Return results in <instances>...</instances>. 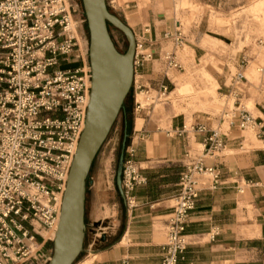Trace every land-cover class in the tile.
<instances>
[{
    "label": "built area",
    "instance_id": "1",
    "mask_svg": "<svg viewBox=\"0 0 264 264\" xmlns=\"http://www.w3.org/2000/svg\"><path fill=\"white\" fill-rule=\"evenodd\" d=\"M74 10L70 0H0V264H39L45 258L48 240L41 231L55 226L58 196L63 199L76 153L73 149L84 130L91 69L86 62L88 51L76 34ZM164 36L173 37L177 46L183 42L179 30L174 36ZM143 43L136 38L134 68L153 55L138 53ZM175 58L170 54L167 60L177 67ZM74 59L78 67L61 68ZM133 88H141L136 74ZM167 90L161 85L162 94ZM224 117H229V127L235 125L241 132L255 129L256 117L241 105L229 115L223 112ZM197 129L207 132L205 125ZM224 137L219 127L211 129L203 154H186L189 162L180 174L175 205L166 222L162 264H179L188 245L184 232L200 192L219 184L217 167L206 165L205 160L214 159L225 148ZM133 154L128 148L122 171V189L130 209L137 207L133 192L148 182ZM203 176L208 177V184L201 181ZM121 264L130 262L123 259Z\"/></svg>",
    "mask_w": 264,
    "mask_h": 264
},
{
    "label": "crops",
    "instance_id": "2",
    "mask_svg": "<svg viewBox=\"0 0 264 264\" xmlns=\"http://www.w3.org/2000/svg\"><path fill=\"white\" fill-rule=\"evenodd\" d=\"M117 1V7L125 2L134 4L135 11L127 14L124 22L136 38L137 32L141 33L145 37L144 42L153 51L150 59L141 61V65L135 68L136 79L139 75L143 80L142 86L148 88L144 85L146 83L149 88L160 89L162 83L154 78L162 74L165 64L161 58L154 57L162 55V37L172 27L166 17H159L168 16V8L161 4L162 0H120V6ZM222 1L204 0V3L221 6ZM78 15L86 28L83 25L79 27L84 33L87 31L84 9ZM186 46L197 58L198 50ZM185 47L178 54L181 61L180 53L185 51ZM180 74L174 70L167 72L174 85H177ZM220 76L219 87L223 84ZM226 92V96L234 94L232 88ZM136 95L133 94L131 105L125 109L119 133L121 136L128 120L124 157L128 156V148L134 150V162L148 182L133 192L137 207L127 209L124 228L113 233L107 240L110 243L106 248L79 264H121L123 259H128L130 264H162L167 222L164 218L172 212L170 203L178 192L180 174L189 162L186 154L191 152L192 144L196 150L199 144H205L209 131L213 129L209 125L212 123L210 117L204 119L187 113L159 120L151 116L150 111L138 114L136 99L140 96ZM152 109L154 112L155 107ZM257 112L260 116L255 121V148L247 153L237 152L243 149L244 137L234 125L223 132L226 150L223 158L218 156L205 160L206 165L217 167L219 184L216 189L204 187L200 192L196 209L191 212L184 232L188 245L179 264H264V107L258 108ZM193 120L196 124L191 137L189 131L183 128L191 125ZM162 122L165 127L160 128ZM222 124L221 121L218 127L222 128ZM200 125H205L207 132H199L197 128ZM245 143L247 146L254 145L250 137ZM104 185L99 183L100 190ZM242 186L246 187L244 193Z\"/></svg>",
    "mask_w": 264,
    "mask_h": 264
},
{
    "label": "rangeland",
    "instance_id": "3",
    "mask_svg": "<svg viewBox=\"0 0 264 264\" xmlns=\"http://www.w3.org/2000/svg\"><path fill=\"white\" fill-rule=\"evenodd\" d=\"M70 1L75 7L73 18L79 42L84 50L89 52V33L88 31L82 33L79 29L80 25L86 29L82 18L80 19L78 15L82 14V1ZM107 2L111 10L125 22L127 14L130 15L135 11L132 2H125L121 7H117L113 0ZM121 3L120 0L117 1V5L120 6ZM161 4L167 6L168 16L165 14V16L160 15L159 17H166L172 24L165 34L174 36L176 30H179L183 36V42L179 46L176 45L173 37L163 36L161 40L162 54L165 49L170 54L176 55L178 49L183 44H187L198 50L197 58H194L192 50L186 46L185 51L180 53L184 66L178 58H175L177 67L170 65L169 60H166L162 74L154 79L167 86L166 94L170 91L172 94L167 101H157L154 105L143 110L139 109L138 114H141V111H150L151 116L154 115L159 120L187 113L204 119L210 117L212 123L209 125L213 129H216L221 121L223 122L222 128H220L221 132H227L230 124L229 117L222 118L223 112L229 115L239 105H241V109L249 111L253 117L260 116L257 109L264 107V0H230V2L223 0L221 6L207 5L204 0H162ZM110 32L118 49L126 51L128 42L125 35L113 27ZM137 33L139 41L143 43L145 37L141 33ZM144 48H149V45L143 43L141 49ZM156 58L160 59L161 56L154 57V59ZM86 62L90 67L88 54ZM78 65L77 59H74L70 65L62 64L61 68L78 67ZM172 70L181 73L178 75L177 85H174L167 76V72ZM219 75L223 82L220 87ZM136 81L137 86L140 85L141 88L132 89L126 102V108L131 105L133 94L144 91L149 92L146 93L149 96L154 95L153 90H155L160 96L162 95L159 88H149L146 83L144 85L148 88L142 86L143 80L139 75ZM228 88H232L234 92L231 96H226ZM237 94H239L238 97H236ZM139 99L143 100L142 97ZM153 106L155 107L154 112ZM124 112L125 109L120 112L90 171L85 205L84 251L74 264H79L87 259L91 251L99 253L106 248L110 243L107 240L111 239L113 233L124 228L127 209H132L129 208L125 198L121 196L116 184L124 139V131L122 130L121 136L119 133ZM195 124L196 121L193 120L187 129L191 137ZM162 127H165L164 122L160 123V128ZM241 134L244 137L243 149L237 152L247 153L256 147V137L254 133L250 132H241ZM248 137L252 139L254 145H246L245 140H248ZM224 150L217 152L216 157L223 158ZM201 154L202 152L197 151L192 144L190 155L194 157ZM201 181L208 184V177H201ZM100 182L105 184L103 190H100ZM245 188L242 186L243 191ZM170 205H175L174 198ZM108 208L110 212H108ZM168 218L169 216L164 219ZM120 221H122V226ZM166 226L167 223L164 228H167ZM39 240H41L40 237ZM165 242L166 240L163 241V243ZM43 252L45 258L40 260L39 264H47V258L52 257V240L47 241Z\"/></svg>",
    "mask_w": 264,
    "mask_h": 264
},
{
    "label": "water",
    "instance_id": "4",
    "mask_svg": "<svg viewBox=\"0 0 264 264\" xmlns=\"http://www.w3.org/2000/svg\"><path fill=\"white\" fill-rule=\"evenodd\" d=\"M88 25L91 91L85 126L69 171L52 257L47 264H74L84 251L87 179L101 147L108 138L134 81L136 37L106 0H82ZM107 23L121 31L128 42L125 53L117 50ZM123 155L116 184L122 197Z\"/></svg>",
    "mask_w": 264,
    "mask_h": 264
},
{
    "label": "bare ground",
    "instance_id": "5",
    "mask_svg": "<svg viewBox=\"0 0 264 264\" xmlns=\"http://www.w3.org/2000/svg\"><path fill=\"white\" fill-rule=\"evenodd\" d=\"M115 2H116V0H114V4H115ZM146 30H147V32L149 31L148 30V28H146ZM77 34V33H76ZM77 37L79 38V36H78V34H77ZM185 45L186 44H183V46L180 48V49H178V51L176 52V58H178L179 59V56H178V54H179V52L180 51H182L183 49H184V47H185ZM89 53V52H88ZM138 53H142V54H144V55H146L147 57L149 56V55H151V53H152V50L150 49V48H144V49H141V48H139L138 49ZM170 55V53H169V51H165L162 55H161V59H162V61L164 62V64H165V62H166V60L168 59V56ZM180 60V59H179ZM181 61V60H180ZM182 62V61H181ZM182 65L184 66V64H183V62H182ZM245 79L247 80V82H248V79L245 77ZM146 93H149V92H140V93H137V95H139L140 97H142L143 98V100L142 99H136V101H137V103L140 105V107H139V109L140 110H143V109H145L146 107H148V106H151V105H154V103L155 102H159V101H167L168 99H169V97H170V95L172 94V91H170L168 94H162L161 96L157 93V91H155V90H153V93H154V95H149V96H147L146 95ZM136 95V96H137ZM163 96H165L166 98L165 99H163L162 97ZM233 99V98H232ZM90 100V99H89ZM151 101V102H150ZM232 101V100H231ZM246 106V105H245ZM139 117V116H138ZM85 126V125H84ZM191 125H189L188 127H190ZM188 127H187V129H188ZM246 132H250V133H254L255 134V136H256V131H255V129L253 128V127H249V128H247L245 131H243V133H246ZM257 137V136H256ZM204 149H205V146H204V144H199V148H198V150L197 151H200V152H202V154H203V151H204ZM76 150H77V148L76 149H73V152L75 153L76 152ZM226 150H224V152H225ZM217 155H215L214 157H216ZM64 189H66V186H64ZM245 191H243V193H244ZM130 201H131V204L132 203H134V200L133 199H130ZM58 205H60V211H59V214H58V217H57V219H56V223H55V226H54V228L53 229H51V230H43V231H41V235L43 236V238L45 239V240H54V238H55V234H56V230H57V227H58V223H59V218H60V213H61V205H62V199L60 200V197L58 196ZM167 227V226H166ZM167 228H165V240H166V233H167V230H166ZM95 252L94 251H91L90 252V255H93Z\"/></svg>",
    "mask_w": 264,
    "mask_h": 264
},
{
    "label": "trees",
    "instance_id": "6",
    "mask_svg": "<svg viewBox=\"0 0 264 264\" xmlns=\"http://www.w3.org/2000/svg\"><path fill=\"white\" fill-rule=\"evenodd\" d=\"M81 1H82V0H81ZM106 1H108V0H106ZM107 7H108V10H109L110 13L116 15V14L111 10V8L108 6V2H107ZM122 21H123V20H122ZM86 25H87V21H86ZM107 25H108V29H109V32H110V29H111L113 26H112L110 23H107ZM113 28H115V27H113ZM117 30H118V29H117ZM87 31H88V33H89L88 25H87ZM120 32H121V31H120ZM110 35H111V32H110ZM111 38H112V40H113L112 35H111ZM113 42H114V40H113ZM89 43H90V35H89ZM114 44H115V42H114ZM115 46H116L117 50H118L119 52H121V53H125V52L127 51V49H128V47H127L126 51H121V50L118 49V47H117L116 44H115ZM132 89H133V86H132L130 92L128 93V95H127V97H126V99H125V101H124L123 109H126V102H127V99L129 98V96H130V94H131ZM128 127H129V123H128V120H126V123H125V129H124V139H123V142H122V154H121V156L123 155V158H124V151H125V148H126V145H127V136H128V130H129ZM121 156H120V157H121ZM89 175H90V173H89ZM88 178H89V176H88ZM87 181H88V179H87ZM87 189H88V186H87ZM86 196H87V192H86Z\"/></svg>",
    "mask_w": 264,
    "mask_h": 264
}]
</instances>
